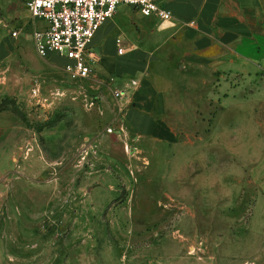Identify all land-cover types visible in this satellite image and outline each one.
<instances>
[{
	"label": "rangeland",
	"instance_id": "obj_1",
	"mask_svg": "<svg viewBox=\"0 0 264 264\" xmlns=\"http://www.w3.org/2000/svg\"><path fill=\"white\" fill-rule=\"evenodd\" d=\"M28 1L0 0V264H264V99L248 78L187 74L169 30L125 9L72 81L37 56ZM121 60L154 65L113 73Z\"/></svg>",
	"mask_w": 264,
	"mask_h": 264
},
{
	"label": "crops",
	"instance_id": "obj_2",
	"mask_svg": "<svg viewBox=\"0 0 264 264\" xmlns=\"http://www.w3.org/2000/svg\"><path fill=\"white\" fill-rule=\"evenodd\" d=\"M155 1L172 13V20L161 21L154 17L144 18L139 12L128 6H121L115 17L121 10L129 9L144 19L145 27H154L159 22L161 28L169 30L173 40L171 43L176 47L177 52L170 55V60L183 62L181 66L187 71V74L205 76V71H207L213 76L217 75L223 78L225 75L234 78L247 77L250 92L256 97L255 102L258 105L263 101L264 0ZM113 19L104 27L107 28L114 24ZM32 26L35 28L33 22ZM122 40L127 47V53L124 56H119L117 51V57L120 59L131 52L125 40ZM163 58L159 56L156 59L162 60ZM119 64L127 68L119 69L113 65V73L119 72L118 74L123 75L127 70L137 74V71L149 69L154 65L142 61L133 63L125 60H121ZM154 67L157 69L159 66ZM164 67L160 66L159 69H164ZM143 85L142 94L151 96L150 93L153 91L147 88L146 84ZM128 87L133 88L130 84ZM129 97L130 93L127 98L129 99ZM159 97L162 98V95ZM146 105L150 109L155 108L153 101H149ZM139 106L141 105L137 104V107Z\"/></svg>",
	"mask_w": 264,
	"mask_h": 264
},
{
	"label": "built area",
	"instance_id": "obj_3",
	"mask_svg": "<svg viewBox=\"0 0 264 264\" xmlns=\"http://www.w3.org/2000/svg\"><path fill=\"white\" fill-rule=\"evenodd\" d=\"M121 6L134 9L144 18L173 19L172 13L155 0H29L26 7L35 24L32 41L37 56L45 60L57 56L65 61L64 71L72 81L89 80L99 63L94 41ZM19 34L16 31L13 36ZM116 44L118 55L124 56V41L119 38ZM132 86L139 85L133 82ZM115 96L127 98L125 92L117 91Z\"/></svg>",
	"mask_w": 264,
	"mask_h": 264
},
{
	"label": "trees",
	"instance_id": "obj_4",
	"mask_svg": "<svg viewBox=\"0 0 264 264\" xmlns=\"http://www.w3.org/2000/svg\"><path fill=\"white\" fill-rule=\"evenodd\" d=\"M0 112H2V111H0Z\"/></svg>",
	"mask_w": 264,
	"mask_h": 264
}]
</instances>
